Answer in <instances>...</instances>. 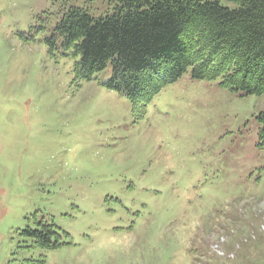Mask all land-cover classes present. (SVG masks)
Here are the masks:
<instances>
[{"label": "rangeland", "instance_id": "374dc122", "mask_svg": "<svg viewBox=\"0 0 264 264\" xmlns=\"http://www.w3.org/2000/svg\"><path fill=\"white\" fill-rule=\"evenodd\" d=\"M72 7L114 2L0 0V264H230L239 224L264 250V94L189 70L135 108L48 42Z\"/></svg>", "mask_w": 264, "mask_h": 264}, {"label": "trees", "instance_id": "16d2710c", "mask_svg": "<svg viewBox=\"0 0 264 264\" xmlns=\"http://www.w3.org/2000/svg\"><path fill=\"white\" fill-rule=\"evenodd\" d=\"M112 1L113 12L102 16L72 7L48 39L78 58V79L94 80L111 67L101 83L135 108L189 70L225 88L264 94V0H229L233 6L219 0ZM258 119L264 137V111ZM244 225L232 234L230 246L237 250L230 264H264L261 236H244ZM53 226L42 223L25 233L51 248Z\"/></svg>", "mask_w": 264, "mask_h": 264}]
</instances>
